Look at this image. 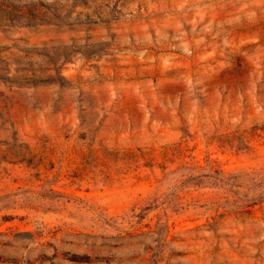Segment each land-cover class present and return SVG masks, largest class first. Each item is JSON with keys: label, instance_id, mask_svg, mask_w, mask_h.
<instances>
[{"label": "rangeland", "instance_id": "374dc122", "mask_svg": "<svg viewBox=\"0 0 264 264\" xmlns=\"http://www.w3.org/2000/svg\"><path fill=\"white\" fill-rule=\"evenodd\" d=\"M0 264H264V0H4Z\"/></svg>", "mask_w": 264, "mask_h": 264}, {"label": "trees", "instance_id": "16d2710c", "mask_svg": "<svg viewBox=\"0 0 264 264\" xmlns=\"http://www.w3.org/2000/svg\"><path fill=\"white\" fill-rule=\"evenodd\" d=\"M19 19L36 20L38 16L33 10L24 14H17L10 9L9 5L5 4L4 0H0V27L14 26Z\"/></svg>", "mask_w": 264, "mask_h": 264}]
</instances>
